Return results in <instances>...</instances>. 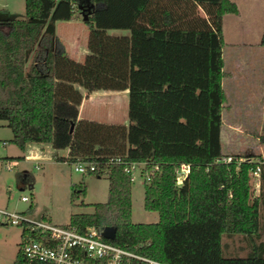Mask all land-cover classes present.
Returning a JSON list of instances; mask_svg holds the SVG:
<instances>
[{
	"label": "trees",
	"instance_id": "trees-1",
	"mask_svg": "<svg viewBox=\"0 0 264 264\" xmlns=\"http://www.w3.org/2000/svg\"><path fill=\"white\" fill-rule=\"evenodd\" d=\"M236 12L232 0H23V16L0 17V119L9 141L21 151L27 142H50L68 148L66 157L53 152L55 160L94 159L104 168L88 173L106 176V199L90 212L69 214V225L112 226L109 241L163 264H169L167 227L209 225L219 234H240L251 246L245 259L264 264L262 218L249 184L255 161L215 160L223 154L221 18ZM74 18L89 27L81 62L65 55L54 33L56 20ZM107 28L129 34L108 35ZM77 86L126 88L127 124L77 119ZM113 156L121 161L106 162ZM130 161L157 165L143 180L142 198L155 221L131 220V178L123 169ZM180 163L187 169L176 182ZM258 163L260 176L264 158ZM78 192L84 187L71 198ZM12 264L36 263L18 247ZM123 264L155 263L129 258Z\"/></svg>",
	"mask_w": 264,
	"mask_h": 264
},
{
	"label": "rangeland",
	"instance_id": "rangeland-1",
	"mask_svg": "<svg viewBox=\"0 0 264 264\" xmlns=\"http://www.w3.org/2000/svg\"><path fill=\"white\" fill-rule=\"evenodd\" d=\"M243 5L241 1L242 9ZM0 6H6L12 16H23V0H0ZM225 27L221 80L225 101L222 105L220 129L221 150L223 154L260 160L264 158V122L260 121V116L256 117V121L251 120L255 118L257 108L248 105L244 96L246 85H264V45L250 43L254 39L252 37H246L251 39L247 44L229 43L236 36L228 32L226 25ZM249 69L253 70L252 77L250 74L246 75ZM3 121L0 119V205H5L10 210H25L34 219L63 225L68 222L69 214L90 212L92 203L106 199L105 175L74 171L69 161L47 159L35 167L34 161H23V157L5 158L10 151L19 153L20 150L9 141L11 132ZM58 153L62 154L60 151ZM10 159H16L18 164H8ZM19 170L25 171V179L30 177L28 180H21V185L17 183ZM29 182L31 187L28 186ZM254 183L253 177L249 176L253 192ZM78 186L84 187V193L78 192L71 198L70 194ZM143 188V175L138 164L131 170L130 217L134 222H151L157 219L156 211L146 210L142 206ZM21 194L27 195L28 199L20 200ZM261 216L263 223L264 218ZM19 229L18 226L0 224V264L12 263L20 239ZM263 232L262 229L258 239L264 240ZM164 245L165 258L169 264H192L197 260L202 264H250L244 256L251 246H247L240 234H219L209 225L167 227Z\"/></svg>",
	"mask_w": 264,
	"mask_h": 264
},
{
	"label": "crops",
	"instance_id": "crops-1",
	"mask_svg": "<svg viewBox=\"0 0 264 264\" xmlns=\"http://www.w3.org/2000/svg\"><path fill=\"white\" fill-rule=\"evenodd\" d=\"M232 1L236 4L237 12L222 14L221 31L223 42L225 43L224 27L226 25L228 28V32H232V34L236 36L234 40L229 41V43L247 44V42L251 39L248 40L246 37H252L254 39L250 43L259 44V38L264 26V0ZM241 1H243L244 3V9L240 7ZM0 12L1 17L12 16L10 15V10L6 6H0ZM88 31L89 27L80 18H74L69 20H56L54 22V33L56 35V38L62 44V48L65 55L78 62H81L84 59L85 55L88 54ZM105 32L108 35L112 36H121L129 34V30L126 28H107L105 29ZM246 60L247 59H245V61ZM249 74L252 77L253 70L249 69L246 75L249 76ZM77 88L81 93V98L76 109L77 119L81 118L105 123L127 124L128 120L126 88L94 90H86L81 86H77ZM244 97L245 100L248 102V105L250 104V106H252L253 108H257V111L254 113L255 118H252L251 120L256 121V117L260 116V121L264 122V85L258 86L254 83L246 85ZM247 119H249V117H247ZM2 123L6 124L4 121ZM10 137L11 134H9L8 139H10ZM2 143L5 142L3 141ZM58 151H60L62 154H59ZM53 152L57 156L66 157L68 153V148L62 147L58 149H53L51 147L50 142H27L24 146L23 151L20 150L19 153L15 151H10L5 158H13L15 156L22 155L23 161L25 159L32 160L34 161V166L37 167L39 164H42L44 160L47 159L56 161L53 157ZM10 160L15 162L12 165L18 164L16 159ZM260 174V176L258 174L257 177H253L255 181V192H253L252 195L257 198L259 202L260 216L263 215L264 218V172ZM17 175V183L21 185V180H24L23 178L25 177L26 173L25 171L19 170ZM28 186L31 187V182L28 183ZM0 206L7 208L5 205ZM262 229L264 230V222L262 223ZM19 233L21 235V231ZM19 240L17 242V249Z\"/></svg>",
	"mask_w": 264,
	"mask_h": 264
},
{
	"label": "built area",
	"instance_id": "built-area-1",
	"mask_svg": "<svg viewBox=\"0 0 264 264\" xmlns=\"http://www.w3.org/2000/svg\"><path fill=\"white\" fill-rule=\"evenodd\" d=\"M250 161L249 157L222 154L216 161ZM119 156L109 157L106 162H120ZM250 169L249 175L257 177L259 173V160ZM9 161L8 164H14ZM126 163V162H125ZM146 161L127 162L123 169L130 174L134 166H140L143 171V180H149L154 172L155 163L146 167ZM72 169L80 173L103 171L104 168L98 160L75 158L71 161ZM187 169V164L180 163L175 168L176 182H179ZM19 199L26 201L27 195L21 194ZM0 224L18 226L21 231L18 247L28 262L36 264H123L129 258H139L148 263L163 264L151 259L141 257L117 244L109 241L102 235V228L96 225H86L82 230L76 229L68 223L53 224L45 220L34 219L25 210H10L0 206ZM37 235L35 237L34 235Z\"/></svg>",
	"mask_w": 264,
	"mask_h": 264
},
{
	"label": "water",
	"instance_id": "water-1",
	"mask_svg": "<svg viewBox=\"0 0 264 264\" xmlns=\"http://www.w3.org/2000/svg\"><path fill=\"white\" fill-rule=\"evenodd\" d=\"M69 129H71V125L69 127ZM114 234V227L112 226H104L102 228V235L106 238H112Z\"/></svg>",
	"mask_w": 264,
	"mask_h": 264
}]
</instances>
